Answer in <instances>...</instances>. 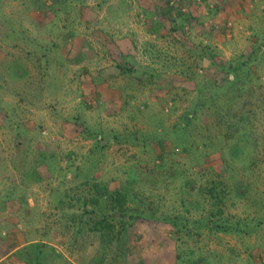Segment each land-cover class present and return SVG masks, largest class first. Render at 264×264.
<instances>
[{"label": "rangeland", "instance_id": "1", "mask_svg": "<svg viewBox=\"0 0 264 264\" xmlns=\"http://www.w3.org/2000/svg\"><path fill=\"white\" fill-rule=\"evenodd\" d=\"M217 1L0 0V264H264V25L251 39L220 23ZM246 60L252 81L228 99L229 64ZM212 83L218 109L200 113ZM196 105L199 149L187 156L174 127ZM158 155L177 170L158 168ZM188 176L222 181V218L236 231L189 224L178 235L139 220L104 253L91 231L76 235L80 209L60 205L83 181L130 180L158 214L199 218L207 203L181 193Z\"/></svg>", "mask_w": 264, "mask_h": 264}, {"label": "trees", "instance_id": "2", "mask_svg": "<svg viewBox=\"0 0 264 264\" xmlns=\"http://www.w3.org/2000/svg\"><path fill=\"white\" fill-rule=\"evenodd\" d=\"M51 1L52 3L56 4L57 0ZM171 2L172 1H168L167 5H169ZM247 56H249V53ZM248 62L249 60H246L239 65H236L235 63L229 64V67L233 70H230V72H232V74L234 73L235 77L231 81L227 80L225 83H227L226 86L230 85L237 88V91H235V93H237L235 96H229L228 99L231 98L239 101L242 100V97L245 94V89L247 88V85L245 86L244 84L250 83L253 78L252 75H249L251 69L249 68ZM119 68L122 70L124 69L121 65L119 66ZM239 72L247 73L245 74L247 77L244 81H239L240 78L237 76L239 75ZM226 73L228 74L227 71ZM220 75V79H224L223 77H227V75L223 73H220L219 76ZM215 84L216 83L211 84L213 95L205 97L204 103L200 106V113L218 109V107L216 106L220 95L216 94L218 86ZM247 90L249 91V89ZM228 99H225V105L228 104ZM238 103L239 102H236V104ZM197 110L198 107L196 105L195 109L191 110L190 113H186L184 115L183 118L186 120L185 124L178 123L174 127V133H176L177 135L176 145L178 147L181 146V150L184 151L185 155L187 156L195 155L196 151H198L199 149V144H195L194 142L197 140V136L192 134L191 127H189V122L198 117ZM200 113L199 115L201 116ZM229 117L230 111L222 109L219 118L225 120ZM182 134L184 137V142H181L180 140ZM156 143L159 145L161 144L159 140ZM157 158L161 161L160 165H157L158 168H165L169 166L170 162L164 159L163 155H158ZM168 169L177 170L173 163L169 166ZM175 177L180 176L175 175ZM137 180L138 178H136V182ZM80 185L81 187L74 188L73 191L75 192L71 193L72 196L68 194V197L67 195L64 196V199L60 200V205L62 207H65V201H67L72 204V208L77 207L80 209L79 215H73V217L70 218V221L73 220L78 222L79 224L80 229L77 231L76 235L79 236V234H81V232L83 231V228L91 231L95 234L98 242L103 246L104 253L114 245H116V251L120 248V245L123 248L124 241L127 240V232H129L130 229L133 228L134 224L139 220L149 222L150 224L158 222L166 223L171 227H174L178 235L183 230L187 229L189 224H193L194 226H196V228L198 227L199 229H204L206 231L209 230L215 233L221 232L225 234L237 230L233 226L224 223V220L222 218L226 200L229 195L228 188L224 186L221 180L217 181L213 177L207 179L204 186L196 184L193 176H188V179L185 178V180H183L184 186L181 188V193H190L191 191L195 193L196 196L203 195L207 203L208 210L204 213V215L194 219H188L184 217V215L180 212L174 213L173 215H163V213L158 214L159 206L154 205L149 196L136 192L135 189L131 186L130 180L126 181L120 187L114 188L103 183L102 180L97 178H93L90 181H83L80 183ZM186 201L188 202V205L187 203H185ZM186 201H182V207L184 208V210L188 211V206L192 207V210H195L197 208L196 201H192V199L189 198L186 199ZM174 211L176 212V210ZM196 235L199 236L197 232ZM178 238L180 240L183 239V237L181 238V236H178ZM165 242L166 246H164V248H166L171 243L167 238L165 239ZM183 244L185 245L186 243H180L178 245L176 243L175 246H177L178 248ZM185 246L188 247V245ZM188 254L190 257H192L194 251L191 249ZM179 257L180 256L177 255L176 259ZM196 258L198 261L200 260L197 255ZM102 261H105L103 256L100 257V261H98V263H101Z\"/></svg>", "mask_w": 264, "mask_h": 264}, {"label": "crops", "instance_id": "3", "mask_svg": "<svg viewBox=\"0 0 264 264\" xmlns=\"http://www.w3.org/2000/svg\"><path fill=\"white\" fill-rule=\"evenodd\" d=\"M222 2L224 1L218 0L217 5L214 6L220 23L225 24L224 19L227 18V21H230L229 24L233 25L235 29L238 28L242 31L245 27L248 34L251 35V39L256 40L252 31L256 27L259 28L260 23L264 25V0H227L225 5ZM16 250L17 248H14L12 252ZM4 257L1 256L0 259L3 260Z\"/></svg>", "mask_w": 264, "mask_h": 264}]
</instances>
